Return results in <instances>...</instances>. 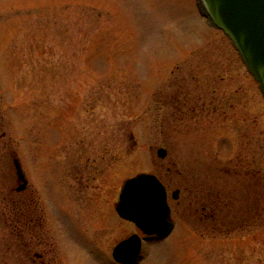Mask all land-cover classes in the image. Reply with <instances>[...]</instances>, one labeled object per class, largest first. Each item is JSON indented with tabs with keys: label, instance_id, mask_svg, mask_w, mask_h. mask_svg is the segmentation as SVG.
Listing matches in <instances>:
<instances>
[{
	"label": "rangeland",
	"instance_id": "374dc122",
	"mask_svg": "<svg viewBox=\"0 0 264 264\" xmlns=\"http://www.w3.org/2000/svg\"><path fill=\"white\" fill-rule=\"evenodd\" d=\"M196 2L0 0V264H31L6 211L11 157L62 238L57 264H116L140 234L115 210L139 173L166 186L174 229L136 264H264V98Z\"/></svg>",
	"mask_w": 264,
	"mask_h": 264
},
{
	"label": "water",
	"instance_id": "95a60500",
	"mask_svg": "<svg viewBox=\"0 0 264 264\" xmlns=\"http://www.w3.org/2000/svg\"><path fill=\"white\" fill-rule=\"evenodd\" d=\"M199 2L211 22L230 37L264 95V0ZM157 155L164 158L166 150L158 148ZM15 165L22 178L18 163ZM172 197L177 198L175 192ZM115 208L121 218L133 222L146 235L162 238L173 228L166 188L153 174L141 173L127 179ZM140 251L141 238L134 233L114 246L112 256L119 263L133 264Z\"/></svg>",
	"mask_w": 264,
	"mask_h": 264
},
{
	"label": "flooded vegetation",
	"instance_id": "af4514ba",
	"mask_svg": "<svg viewBox=\"0 0 264 264\" xmlns=\"http://www.w3.org/2000/svg\"><path fill=\"white\" fill-rule=\"evenodd\" d=\"M3 113H2V97L0 93V133L2 130ZM11 166V174L15 183L6 191L5 195L13 196L12 200L7 204L10 213V227L16 242L21 244L19 247V255L27 259L31 257V264H57L56 251H61L60 241L62 238L55 237V244L51 242L50 236L45 231V220L50 218L49 213L43 210L42 213L37 212V205L33 193L35 194L33 183L29 181V172H25L24 162H20L17 157L6 159ZM15 162L18 163L20 170V178L17 173ZM28 171V169L26 168ZM29 190V193H27ZM50 220V219H49ZM51 245V246H50ZM65 253V252H64Z\"/></svg>",
	"mask_w": 264,
	"mask_h": 264
}]
</instances>
